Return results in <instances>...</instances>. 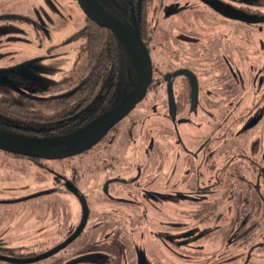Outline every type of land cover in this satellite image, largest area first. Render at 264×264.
I'll list each match as a JSON object with an SVG mask.
<instances>
[{"label": "rangeland", "instance_id": "obj_1", "mask_svg": "<svg viewBox=\"0 0 264 264\" xmlns=\"http://www.w3.org/2000/svg\"><path fill=\"white\" fill-rule=\"evenodd\" d=\"M257 5L264 18V0H257ZM160 18L153 3L150 20L156 24ZM85 19L76 0H0V96L16 98L26 94L49 98L70 91L67 86L52 92L49 89L64 77H75L76 84L80 76L86 75V57L74 70L82 42L51 50L78 32ZM10 70L14 71L7 72ZM163 97L151 96L136 108L131 114L136 115L132 118L136 121L134 128L130 121L122 127L123 131L128 127L123 138L129 142L121 141L112 152L121 163L118 174L111 177L131 180L135 184L131 193L138 194L145 205L143 219L150 241L148 264H264V125L255 132L233 138L232 132L241 126L234 118L241 113L235 115L227 109L222 113L216 108L210 109V113L209 109L199 108L193 112L192 121L182 124L160 112L159 109L167 112V106L151 105L159 104ZM231 165L246 168L244 175L261 188L258 204L249 208L260 228L253 240L243 245L223 240L224 232L238 213L239 203L224 186L217 184L215 189L216 178L212 179L222 177L224 167ZM16 166L17 163L3 162L0 158V192H8L12 186L18 196L22 193L21 186L25 190L34 181L16 179L12 170ZM227 170L228 173L230 169ZM28 173L26 177L35 178ZM76 173L80 170H70L69 176ZM46 177L50 181L33 185L30 191L64 195L67 201L63 203L71 209L73 222L77 221L75 227L82 215L81 202L67 194L59 179ZM104 182V177L88 178L81 188L83 195L89 197L93 216L97 210H103L102 205L92 203V195L102 197ZM235 190L241 197L249 191L247 184ZM131 193L126 197L133 198ZM212 203L217 205L215 215L209 219L197 217L203 205ZM16 210L21 211L22 207ZM56 229L58 226L54 225V232L47 238L30 233L0 237V255L18 260L43 256L65 239ZM62 255L28 264H51Z\"/></svg>", "mask_w": 264, "mask_h": 264}, {"label": "flooded vegetation", "instance_id": "obj_2", "mask_svg": "<svg viewBox=\"0 0 264 264\" xmlns=\"http://www.w3.org/2000/svg\"><path fill=\"white\" fill-rule=\"evenodd\" d=\"M153 3H156L161 18L156 24L150 20L151 29L145 39L141 37L138 25L132 28L122 23L132 31H138L151 56L153 81L145 100H149L151 96H164L162 102L151 105L167 106V112L159 109L160 112L182 124L192 121L193 112L199 108L209 109V113L212 108L222 113L224 109L230 110L235 115L241 113L234 118L236 123H241V126L232 132L233 138L262 128L264 125V18L261 16L257 0H153L152 5ZM59 46L58 48H65ZM54 50L56 49L52 48L51 51ZM170 88L173 94L172 104ZM170 106L175 107L174 113ZM54 107L40 106L39 109L48 117H53L57 110ZM131 114L114 126L95 146L80 155L62 159H44L0 150V158L3 162L9 160L18 164L12 169L14 174L9 173H12L16 179L21 177L28 182L34 180L25 190H22L21 186L19 191L23 194L18 196L12 186V191L0 192V237L8 234L24 236L30 233L40 238H47L54 232L55 225L58 226V231L56 229L55 232L65 236L64 241L56 247L58 248L78 232L88 209V218L75 240L46 258H54L64 253L51 264H148L147 250L150 241L143 219L145 205L138 194L131 193L135 187L131 180L129 182L127 179L111 177L112 174H118L117 169L121 163L119 157L112 155L113 150L118 143L129 142L128 138L124 139L128 127L124 131L122 127L129 121L132 128L136 124V121L132 120L136 115L131 116ZM128 118L130 119L127 120ZM249 125L251 127L244 131ZM1 131L15 134L6 130ZM72 132L48 137L15 135L50 139ZM130 138L132 140V137ZM60 149L51 148L48 151L54 152ZM90 156L88 160L87 157ZM22 164L26 167H22ZM73 169L76 172L79 169L80 173L69 176V171ZM227 169H230L228 173ZM244 170L246 168L236 165L224 167L222 177L212 178H216L215 189L218 185L225 188L227 184L235 190L247 184L248 190H258L261 197L260 185L256 186L254 185L256 181L252 183L248 180L243 173ZM28 172L33 173L35 178L26 177ZM46 175L59 179L67 194L81 202L82 215L75 227L77 221L73 222L71 209L63 203L67 201L64 195H55L49 191H30L31 186H40L50 181ZM103 177L105 182L102 197L92 195V203L102 205L103 210L101 212L97 210L93 216L89 197L83 195L81 188L88 178L98 180ZM255 177L257 178V174ZM3 182L5 183L4 180ZM205 189L209 191V188ZM225 190L228 192V189ZM127 193H131L133 198H127ZM228 195L232 197L229 192ZM233 199L238 202V198L233 197ZM213 205L216 204L203 205L205 207L199 210L198 214L196 213L197 217L209 219V216L201 213ZM19 206L22 207L21 211L16 210ZM51 252L40 257L34 255L32 257L35 258L31 257L28 260L2 255L0 258L29 261L44 257ZM1 263L21 264L0 259Z\"/></svg>", "mask_w": 264, "mask_h": 264}, {"label": "trees", "instance_id": "obj_3", "mask_svg": "<svg viewBox=\"0 0 264 264\" xmlns=\"http://www.w3.org/2000/svg\"><path fill=\"white\" fill-rule=\"evenodd\" d=\"M95 1L105 12L126 26L134 28L138 25L141 37L145 39L151 29L153 0ZM79 42L82 44L78 48L74 70L82 58L86 57V75L80 76L76 84L73 76L55 83L51 92L63 86L71 88L68 93L59 96H0V130L27 136L67 134L109 113L135 90L134 63L125 46L113 33L86 19L85 25L59 47ZM40 106H55V115L48 117L39 109ZM225 188L232 197L238 198L239 207L237 215L223 234V240L228 244H247L260 228L259 221L249 212V208H255L258 204L259 192L249 190L247 196L241 197L229 185L226 184ZM216 212L217 207L213 205L201 215L210 218Z\"/></svg>", "mask_w": 264, "mask_h": 264}, {"label": "water", "instance_id": "obj_4", "mask_svg": "<svg viewBox=\"0 0 264 264\" xmlns=\"http://www.w3.org/2000/svg\"><path fill=\"white\" fill-rule=\"evenodd\" d=\"M76 1L89 20L96 23L99 27L107 29L113 33L127 49L137 72V84L135 90L106 115L65 136L50 139L28 138L0 130V150L44 159H62L80 155L95 146L114 126L129 116L135 108L146 99L149 87L153 81V65L150 53L138 31H132L116 18L106 13L95 0ZM172 97V89L170 88L171 104L173 102ZM170 107L173 110L172 113H174L175 107ZM250 127V125L247 126L244 131L248 130ZM51 148L61 149L49 152L48 150ZM87 218L88 209H86L84 222L78 232L67 242L44 257L29 261H17L3 257L0 259L21 264L46 259L74 241L84 227Z\"/></svg>", "mask_w": 264, "mask_h": 264}]
</instances>
